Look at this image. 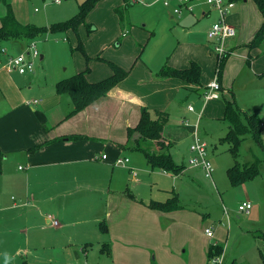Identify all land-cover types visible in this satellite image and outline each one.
Segmentation results:
<instances>
[{"label":"crops","instance_id":"crops-1","mask_svg":"<svg viewBox=\"0 0 264 264\" xmlns=\"http://www.w3.org/2000/svg\"><path fill=\"white\" fill-rule=\"evenodd\" d=\"M121 1V5L129 2ZM247 1H235L238 7L228 14L227 19L236 30L228 48L237 54L230 53L218 77L217 56L210 44L214 46L215 41L207 36L217 13L204 0H192L193 11H184L180 15L172 10L174 0L168 6L163 5L167 9L163 8L164 14L158 15L156 23L163 22L175 33L160 41L156 55L150 58L152 63L148 59L141 60L140 53L149 41L157 38V33L150 31L146 36L145 32L132 28V33L125 30L119 34L121 22L115 15L116 22L108 34L109 40L101 48L105 51L102 56L90 54L88 50L79 51L68 72L67 67L62 70L47 67L40 74L43 80L38 81L35 74L27 75L24 80L22 75L25 74L0 67V151L4 154L0 172V264H28L31 254L37 255L45 248L53 251L54 248L80 247L86 252L94 242H100L99 251L107 259L99 264L207 263L208 247L217 243L218 228L199 245L193 238L175 236L176 228L188 229V223L182 225L178 221L190 219L193 216L190 210L180 205L170 211H160L150 208L149 204L177 196L178 192L173 185L166 183L165 177H190L185 161H178L183 157L176 148L178 144L189 140L186 163L194 154L189 149L194 136L205 141L208 149V142L204 139L207 134H200L198 130L203 115L210 120H222L225 102L233 99L241 110L258 116L257 110L264 103V37L249 44L263 17L256 12L257 9L260 13L254 1V8ZM2 3L0 17L5 13L4 3L11 5L7 0ZM121 5L114 7V11ZM12 10L16 19L26 24L17 18L13 7ZM196 18L206 20L205 29L200 32L193 29ZM178 28L189 36L183 43L177 39ZM174 37L176 44L172 45ZM22 39L29 43L23 45ZM33 40L9 37L0 42L17 46V52L5 48L7 54L16 55L28 53ZM113 41L118 50H111L109 44ZM37 57L43 59L45 54L38 51ZM0 61H6V54L0 53ZM105 61L127 70L126 76L104 96L68 115L73 108L71 97L68 93L58 92L56 82L86 68L88 81H100L112 73ZM191 62L199 68V82L157 74L164 64L185 69L191 66ZM216 77L221 87L219 97L204 99L206 85ZM184 89L189 91L187 97L194 94L203 97L200 109L197 112L194 108L189 110L188 104V112L195 113L190 115L189 124L179 119L167 121L159 140L161 143H153L154 149L161 148L163 143L169 148L174 146L169 152L175 162L185 167L181 173L173 175L151 168L144 155L133 147L138 134L134 133L128 139L127 129L138 123L141 107L152 112L166 111L169 117L167 109L172 106L174 96H180ZM253 103L258 105L248 110ZM227 129L228 125L225 132ZM74 135L81 137L72 138ZM119 157H127L128 161L114 163ZM136 168L143 176L147 172L158 191L170 196L156 199L161 198L159 193L142 195L140 188L144 181L137 179ZM263 174L264 164L259 176ZM190 180L195 182L193 177ZM177 199L179 203L178 196ZM243 200L252 202V197L245 193ZM254 204L252 202V208ZM54 219L57 225L53 224ZM101 222L105 224L104 230L100 228ZM104 245L109 247L108 252L102 250Z\"/></svg>","mask_w":264,"mask_h":264},{"label":"rangeland","instance_id":"rangeland-1","mask_svg":"<svg viewBox=\"0 0 264 264\" xmlns=\"http://www.w3.org/2000/svg\"><path fill=\"white\" fill-rule=\"evenodd\" d=\"M2 1L3 0H0L1 5H3ZM7 1L11 3L17 18L21 22L48 27L52 23L70 19L69 17L75 15L79 11V7L84 0H60V4L58 3L59 5L53 0ZM116 1H119V3L115 4ZM241 2H243V0H238L237 3ZM247 2H249V6H254L252 0ZM234 3L235 6L231 8L230 11H233L236 6L238 7L237 3ZM121 4V0H98L90 7L75 30L67 27L55 30L47 29L39 32L34 37L33 41L39 53L45 54V58L30 57L34 65L33 68L35 73H30L29 71L21 72L18 70L13 72L25 74L22 75L24 76L22 78L24 80H26L27 75L35 74L34 77L39 78L38 81L44 79L40 74L44 72L47 67L48 69L57 70H62L67 67L68 72L74 59L80 54L78 53L80 50L75 48L79 40L84 44V51L88 50L90 54L102 56L105 51L101 50V48L106 43L107 39L109 40L108 34L112 30V24L116 22V16L119 17V15L122 18V21H120L119 34L125 30L126 32L129 30V33H132V28L145 32L146 36L150 31H155L157 33V38L149 41L143 52L140 53L141 60L148 59V61L151 62L150 58L154 57L157 53V49L160 48V41L175 33L174 29L171 30L168 26H164L163 22L156 23L158 15L164 14V9L167 8L163 7L162 2L159 0H138V2L135 3H131V0H129L126 6ZM119 5L122 7L121 11L115 12L113 8ZM147 5H149V7ZM256 12L261 17L257 9ZM194 13L196 14V8L194 9ZM227 17L228 15L226 16V21L230 23ZM205 21V18L194 19L195 23L193 24V29L198 32L205 29ZM93 27H95V29H92ZM183 31V29H176L177 39H179L180 43H183L189 37L184 34ZM63 38H65V40H63ZM231 38L226 40L225 47L228 48V43ZM174 39L172 45L176 44V38L174 37ZM21 41L25 46L29 43V41L25 43V39ZM262 42H264V40ZM111 43L109 44L112 47H110L111 50H114V48L115 50L119 49V47L116 48L115 41ZM210 44L213 49V43ZM0 45L11 52L18 51L17 46H13L9 42L1 41ZM87 46L88 48H86ZM261 46L263 47V43ZM172 49L171 47L170 51H172ZM229 50L231 53H235L234 50ZM236 54L237 52L234 55ZM228 56L224 59L223 67ZM105 62L107 63V61ZM215 63V66H217V57ZM184 90L185 91L180 94V96L177 94L174 96L172 106L167 109V111H170L168 122L179 119L183 120L185 124H189V121H191L189 118L190 115H195V113L188 112L187 105L190 104L196 112L200 109L203 103V97H196L193 91L192 94L194 95H189L187 97L189 91L186 89ZM33 97H36V95ZM256 105H258V103H253L247 109L251 110L253 106ZM257 113L260 124V143L253 141L250 137H246L241 141L237 156V160L241 163L264 158V103L258 108ZM226 125L227 122L223 119L210 120L204 115L199 120L198 130L200 134H207L206 137L204 136V139L208 142L207 157L210 159L214 169L212 178L207 177L201 168L186 163L188 155L187 146L189 144L188 139L176 146L180 155L184 157V159L183 157L179 158L178 161H185L186 167L188 168L187 175L193 177L195 182L190 180L188 176H184L181 179H167L166 177L164 179L167 181L166 183L169 182L170 185H173L176 192H178L179 204L182 205L183 208L190 210L193 215L187 221L183 222L182 219L178 221L182 225L185 223L189 225H187V230H181L180 227L176 228L175 236L183 239L193 238L194 241H198L200 245V241H204L205 237L208 238L209 236L203 232L205 228L210 229L211 232L218 228L219 231L217 233L219 236L215 239H217V244L223 249L221 254H218L222 257L223 264H229L232 261L238 264H264V247L260 236L264 230V174L248 180L245 185H242V183L232 184L229 181L226 170L234 163V159L229 152L230 146L228 143L221 140L226 134ZM154 143L160 144L161 142L159 140H154ZM173 147L174 146L170 147L169 151H172ZM148 169L150 168L148 167ZM147 174L146 172V176H143L139 169H137V179H139L140 182L144 181L143 186L140 188L142 195L159 193L161 198L156 199H166L168 195L170 196L169 193L162 194L159 192L156 187L157 185L152 182L153 179ZM245 193L251 196L252 202L255 203V207L247 214L237 209V205L242 200V197L245 196ZM99 248L100 242L92 243V245L87 248L86 252L82 251L80 247L54 248L53 251H49V248H45V250H41L37 255L31 254L28 264H99L101 261L107 260L106 256L99 251ZM184 248L186 247L184 246Z\"/></svg>","mask_w":264,"mask_h":264},{"label":"trees","instance_id":"trees-1","mask_svg":"<svg viewBox=\"0 0 264 264\" xmlns=\"http://www.w3.org/2000/svg\"><path fill=\"white\" fill-rule=\"evenodd\" d=\"M4 1L5 0L2 2ZM96 1L97 0H84L79 7V11L74 16L62 22L52 23L48 27L20 23L16 19L11 5L9 3H4L5 13L0 17V40L9 37L32 39L39 32L47 29L55 30L70 27L75 30L78 23L83 20L90 7H92ZM253 1L260 11L263 20L249 45L261 40L264 35V0ZM126 5L127 4L125 3L124 6ZM121 8L122 7L117 8L116 11H121ZM119 19L122 21L120 15ZM75 48L84 53L83 46L80 42ZM107 62L112 69V73L100 81H88L85 77V72L87 71L86 68V70L80 71L56 82V90L60 93H68L71 97L73 108L68 115L83 109L98 97L104 96L112 86L126 76L127 70L113 62ZM223 62L224 60L218 65V74L222 71ZM157 74L160 76L180 77L187 82H199V68L193 62H191L189 68L185 69H176L164 64ZM222 119L227 122L228 129L221 140L228 143L230 146L229 152L234 159V163L226 170L229 181L232 184H240L259 176L262 171V165L264 164V158L243 163L237 160L238 147L241 141L246 137H250L253 141L260 143V124L258 116L254 113H248L241 110L240 106H238L235 100L232 99L225 102ZM167 120L168 113L166 111L156 110L152 112L146 107H141L139 121L134 127L127 129V137L130 139L134 133L138 134L133 147L144 155L151 168H157L173 175H177L183 171L185 166L184 164H179L174 161V158L168 150V144L164 145L163 143V146H160L161 148L159 149L153 148V141L162 138L163 128ZM71 137L79 138L81 136L74 135ZM3 158L4 154L0 151V172L2 171ZM179 206L180 204L178 203L176 194L167 198L165 201H155L149 204L150 208L160 211H170ZM100 228L102 230L105 229V224L103 222L100 223ZM260 236L264 247V230ZM104 247L105 248H102V250L108 252L109 247L107 245H104ZM222 251L223 249L220 245L217 243H211L208 247L206 264H209L211 257L221 254ZM229 264L238 263L232 261Z\"/></svg>","mask_w":264,"mask_h":264},{"label":"built area","instance_id":"built-area-1","mask_svg":"<svg viewBox=\"0 0 264 264\" xmlns=\"http://www.w3.org/2000/svg\"><path fill=\"white\" fill-rule=\"evenodd\" d=\"M56 3H59L60 0H53ZM138 1V0H131ZM162 2L163 5L168 6L171 0H159ZM175 5L173 6L172 10L174 14L180 15L182 12H192L194 3L192 0H174ZM204 2L213 8L217 13L216 21L211 25V27L207 31V36L210 39L215 41L214 43V51L217 56V67H216V75L218 77V65L222 62L231 52L230 50L225 47L226 40L235 36L236 30L235 27L226 21V16L229 14L231 8L234 7L235 1L233 0H204ZM1 54H6V61H0V67L3 66L6 68L7 71H29L33 72V63L31 62L30 57H37L38 51L35 48V44L31 43L29 46L28 53H19L16 55L7 54L4 48H0ZM214 78L206 85V90L203 93L204 99H211V98H218L219 91L221 89L220 83L218 79ZM37 100H33L36 102ZM189 110H193L191 105L188 106ZM189 149L194 154L188 159V164L192 166H200L205 175L207 177L212 178L213 166L210 160L207 157V143L198 137L194 136L191 144L189 145ZM105 157V155H102ZM128 158H117L114 163L116 164H123L127 162ZM133 172V171H132ZM135 173V172H133ZM252 208V202L250 200H243L238 203L237 209L240 212L247 214ZM54 225H57V220L52 221ZM204 232L207 235H212L210 229H205ZM209 264H223L222 257L220 255H216L210 258Z\"/></svg>","mask_w":264,"mask_h":264}]
</instances>
